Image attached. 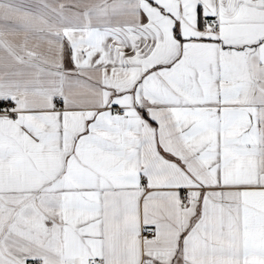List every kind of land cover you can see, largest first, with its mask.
Wrapping results in <instances>:
<instances>
[{
    "label": "snow or ice",
    "instance_id": "snow-or-ice-1",
    "mask_svg": "<svg viewBox=\"0 0 264 264\" xmlns=\"http://www.w3.org/2000/svg\"><path fill=\"white\" fill-rule=\"evenodd\" d=\"M0 264H264V0H0Z\"/></svg>",
    "mask_w": 264,
    "mask_h": 264
}]
</instances>
